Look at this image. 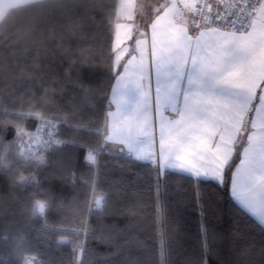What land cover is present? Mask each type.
Listing matches in <instances>:
<instances>
[{
    "label": "snow or ice",
    "instance_id": "1",
    "mask_svg": "<svg viewBox=\"0 0 264 264\" xmlns=\"http://www.w3.org/2000/svg\"><path fill=\"white\" fill-rule=\"evenodd\" d=\"M77 3L78 0H8L6 9H0V20L6 23L17 14L21 19L16 31L0 40V44L10 43L11 53L15 55L16 46L23 42L24 52L28 53L36 45L38 33L63 28V19L71 20L73 34H77L81 21L72 20ZM178 8L182 16L184 12L189 14L179 27L175 20ZM161 11L164 16H160ZM169 13L172 18L162 24ZM123 35L132 39L131 31ZM60 38L63 40L62 33ZM123 43L118 31L107 56L111 65L107 86L86 84L79 75L81 69L77 68V75L69 77L67 83L79 88L82 103L74 104L72 113L61 118L48 108L21 111L16 117L21 122L24 118L38 121L35 131L26 132L17 125V139L0 143L3 150L0 151V174L10 173L13 167L31 169L28 176L21 173L14 177L8 193L0 194V216L6 209L11 210L15 200L24 221L14 233L0 232V264H55L51 259L45 261L32 255L34 250L26 247V236L33 220L42 221L41 231H46L48 211L53 202L59 199L62 205L63 200L47 191L44 199L25 201L15 188L38 187L37 170L48 162L50 157L46 154L57 152L60 145L85 150L87 173L81 179L93 190L97 186L95 176L101 157L112 152L123 155L127 150L137 161L155 165L157 175L161 170L176 169L189 173L198 186L211 183L219 188L228 187L230 181L232 197L257 215L264 225V0L251 4L248 0L166 2L156 10V19L151 24L150 50L147 32H139L133 49L135 54L122 63L124 50L120 46ZM32 61L33 66L22 69L16 79L27 82L22 83L21 97L32 93L29 99L34 100L35 107L42 99L35 97L36 82L44 73L37 57H32ZM92 62L85 58L73 61L80 65ZM130 66L133 78L127 79ZM112 81L120 85L119 90ZM108 87H111V99ZM90 93L108 100L103 130L97 127L99 120L92 109L87 120L73 123L70 119L84 111ZM113 103L117 108L115 113L111 111ZM65 124L76 133L71 139H63V133L58 130V125ZM45 129L49 131L44 132ZM157 133L159 159L155 149ZM33 143L41 144L40 151H32ZM117 144L121 147L117 148ZM72 177L71 182L75 183L74 168ZM102 199L92 197L90 214L100 217L107 212L108 198ZM201 232L207 255L208 230L203 223ZM121 235L122 231L114 226L101 227L98 238L116 249L109 256L122 251ZM241 236L239 227L235 228L233 239ZM65 242L60 239L57 244ZM125 243L139 241L129 237ZM73 251L83 253L87 249L81 246ZM169 255L170 249L162 242L160 264H165ZM259 255L264 257V247L259 249ZM129 260L126 256L123 264H129ZM103 264L116 262L105 259Z\"/></svg>",
    "mask_w": 264,
    "mask_h": 264
},
{
    "label": "trees",
    "instance_id": "2",
    "mask_svg": "<svg viewBox=\"0 0 264 264\" xmlns=\"http://www.w3.org/2000/svg\"><path fill=\"white\" fill-rule=\"evenodd\" d=\"M117 1L78 0L72 20L81 21V30L73 34L71 20L63 19V28L38 33L35 46L29 41L28 53L24 52L23 42L16 46L15 55L11 53L10 43L0 44V143L17 139V125L25 131L35 127V118H24V122L16 118L21 111L48 108L61 118L72 113L73 105L82 103L79 88L67 83L69 77L77 75V68L81 69L79 75L86 84L108 85L111 65L107 56L114 37L111 16ZM20 19L17 14L6 23L0 22V40L16 31ZM32 57H37L44 73L36 82L35 97L42 99L35 107L34 100L29 99L32 93L21 97L22 83L27 82L16 79L22 69L33 66ZM80 58L93 62L73 63ZM108 93L110 99L111 87ZM107 105L108 100L102 95L90 93L84 111L70 119L73 123L87 120L92 109L99 120L97 127L103 130ZM58 129L63 139L76 135L67 124L58 125ZM84 153L83 148L60 146L57 152L46 154L50 157L48 162L37 170L38 187L15 188L25 201L44 199L47 191L63 200L62 205L59 199L53 202L48 211L46 231H41L42 221L31 222L26 247L34 250L32 255L37 259H51L55 264H79V253L73 249L83 246L87 249L81 253L83 264H103L105 259L123 264L126 256L130 258L129 264H160L163 242L170 249L165 264H244L246 261L264 264V257L259 255V249L264 247V228L233 201L230 181L225 188L211 183L198 186L191 177L175 172L157 175L154 165L105 153L93 190L81 179L87 173ZM73 168L75 183L71 182ZM30 171L13 167L10 173L0 174V194L8 193L14 177L21 173L28 176ZM97 194L108 198V210L100 217L88 211L92 197ZM23 222L14 200L11 210L6 209L0 216V232L14 233ZM202 223L208 230L207 255ZM102 226H114L122 231L119 242L123 248L118 255L109 256L116 251L115 247L98 238ZM237 227L242 236L234 240L233 230ZM129 237L139 243L126 244ZM60 239L66 242L58 246Z\"/></svg>",
    "mask_w": 264,
    "mask_h": 264
},
{
    "label": "crops",
    "instance_id": "3",
    "mask_svg": "<svg viewBox=\"0 0 264 264\" xmlns=\"http://www.w3.org/2000/svg\"><path fill=\"white\" fill-rule=\"evenodd\" d=\"M172 3L174 0H118L117 6L114 11V13L111 16L112 23L114 25V37H113V44L115 43L116 39V33L119 31L121 33V38L124 39V43L120 46L121 49L124 50V59L122 60V63L126 62L127 60L131 59V55L135 54L133 53V49L135 48V39L138 36L139 32L146 31L148 35V43H149V50H150V44H151V24L156 19V10L160 8L165 3ZM178 2V0H176ZM8 3V0H0V9H6V5ZM182 8V6H181ZM181 8L177 9V14L175 16V20L177 21V27H179L185 20V18H189V14L187 12H184L183 16L180 14ZM160 16H164V12L161 11ZM172 18V13H169V17L165 18V21H162L161 23H166L167 19ZM2 20H0L1 22ZM117 25H121L122 27L117 28ZM127 31H131L132 39H128L123 34ZM137 59H138V54ZM135 63V61H133ZM122 71V69H121ZM127 79L133 78V74L131 72V66L130 71L128 74H126ZM117 90H119L120 85H116L114 82V85ZM153 86H154V78H153ZM259 91V90H258ZM111 99V96H110ZM112 112H117V108L115 103L112 104L111 107ZM253 114H250V116ZM109 147H112L111 143L109 144ZM116 147H121V145L117 144ZM155 149L157 152V159H159V138L158 133L156 137V143H155ZM111 154L124 156L131 158L135 161L134 154H128L127 150H125V154H120L119 152H112ZM142 163H148L146 161H138ZM176 163H182L181 161H176ZM155 166V165H154ZM165 172H175L179 173L188 177H191V175L187 172H181L176 169H166L161 170L160 173ZM193 178V177H191ZM194 179V178H193ZM231 194V189H230ZM232 197V195H231ZM102 199V198H98ZM233 201L247 214H249L259 225V218L257 215H254L250 210L244 208L239 201H237L234 197H232ZM103 203V200H102ZM264 228V225H261Z\"/></svg>",
    "mask_w": 264,
    "mask_h": 264
},
{
    "label": "built area",
    "instance_id": "4",
    "mask_svg": "<svg viewBox=\"0 0 264 264\" xmlns=\"http://www.w3.org/2000/svg\"><path fill=\"white\" fill-rule=\"evenodd\" d=\"M200 2L202 3L203 0H200ZM212 2H213V0H209V3H212ZM248 2H249V4H251V3H256V0H248ZM257 7H259V4H257ZM205 11H207V10H205ZM215 11H216V9L213 8V14L215 13ZM37 123H38V121L36 122V125H35V127H34L32 130H28V131H26V132H34V131H35V128H36V126H37ZM58 130H59V129H58ZM47 131H49V130H48V129H45V130H44V132H47ZM42 136H43V133H42ZM24 139L27 140L28 137L25 136ZM60 146H63V145H60ZM60 146H59V147H60ZM40 149H41V144H39V143H33V144H32V151H34V152H38V151H40ZM84 155H85V153H84Z\"/></svg>",
    "mask_w": 264,
    "mask_h": 264
},
{
    "label": "rangeland",
    "instance_id": "5",
    "mask_svg": "<svg viewBox=\"0 0 264 264\" xmlns=\"http://www.w3.org/2000/svg\"><path fill=\"white\" fill-rule=\"evenodd\" d=\"M96 198H102L100 195H94ZM103 200V199H102ZM81 253L78 254V261L80 262Z\"/></svg>",
    "mask_w": 264,
    "mask_h": 264
}]
</instances>
